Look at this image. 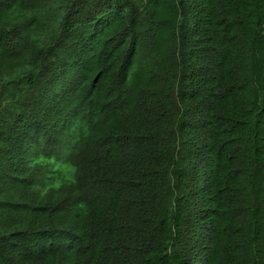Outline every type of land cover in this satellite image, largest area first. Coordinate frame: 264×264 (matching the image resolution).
Returning a JSON list of instances; mask_svg holds the SVG:
<instances>
[{
  "label": "trees",
  "instance_id": "1",
  "mask_svg": "<svg viewBox=\"0 0 264 264\" xmlns=\"http://www.w3.org/2000/svg\"><path fill=\"white\" fill-rule=\"evenodd\" d=\"M0 264H264V0H0Z\"/></svg>",
  "mask_w": 264,
  "mask_h": 264
}]
</instances>
